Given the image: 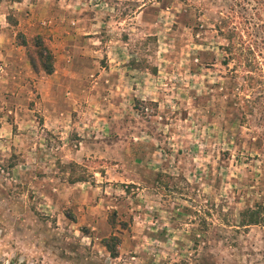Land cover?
<instances>
[{
	"label": "rangeland",
	"instance_id": "374dc122",
	"mask_svg": "<svg viewBox=\"0 0 264 264\" xmlns=\"http://www.w3.org/2000/svg\"><path fill=\"white\" fill-rule=\"evenodd\" d=\"M0 264H264V0H0Z\"/></svg>",
	"mask_w": 264,
	"mask_h": 264
},
{
	"label": "trees",
	"instance_id": "16d2710c",
	"mask_svg": "<svg viewBox=\"0 0 264 264\" xmlns=\"http://www.w3.org/2000/svg\"><path fill=\"white\" fill-rule=\"evenodd\" d=\"M12 2L18 1V0H10ZM21 36V40L19 42L20 45L24 46L26 48V54H27V60L31 66V68L34 71H42L45 74H50L52 71V63H53V56L48 48V46L45 44L43 38L39 34H35L29 38H26L23 34H19ZM26 38V39H25ZM241 38L239 37V49L236 48L237 46L235 45L234 42H229L224 50L226 52V58L228 56H231V58L235 59L236 61H239L241 55H243L242 50L244 47H242L241 44ZM28 46V47H26ZM31 47V48H29ZM237 51V52H236ZM251 210L250 215H249V222H246L243 225L246 224H255L257 219L259 218L258 213L253 211L255 209H247ZM115 240V238H112ZM105 247L109 251V253L113 256L116 255V250L114 245H109L108 242L106 241L104 243Z\"/></svg>",
	"mask_w": 264,
	"mask_h": 264
}]
</instances>
